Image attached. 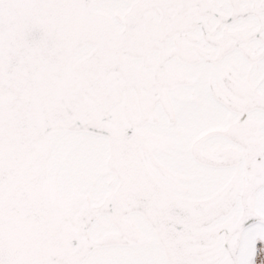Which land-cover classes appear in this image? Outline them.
<instances>
[{
  "label": "snow or ice",
  "instance_id": "6c2138e0",
  "mask_svg": "<svg viewBox=\"0 0 264 264\" xmlns=\"http://www.w3.org/2000/svg\"><path fill=\"white\" fill-rule=\"evenodd\" d=\"M0 264H264V0H0Z\"/></svg>",
  "mask_w": 264,
  "mask_h": 264
}]
</instances>
